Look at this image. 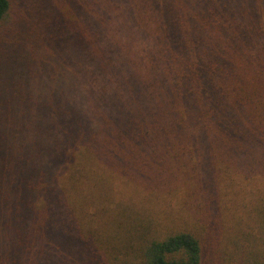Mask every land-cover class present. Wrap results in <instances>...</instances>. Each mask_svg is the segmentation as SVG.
<instances>
[{"label":"trees","instance_id":"obj_1","mask_svg":"<svg viewBox=\"0 0 264 264\" xmlns=\"http://www.w3.org/2000/svg\"><path fill=\"white\" fill-rule=\"evenodd\" d=\"M0 264H264V0H0Z\"/></svg>","mask_w":264,"mask_h":264}]
</instances>
